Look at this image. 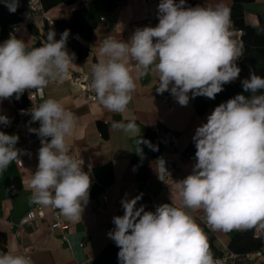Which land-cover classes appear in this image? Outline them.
<instances>
[{"label": "clouds", "instance_id": "clouds-1", "mask_svg": "<svg viewBox=\"0 0 264 264\" xmlns=\"http://www.w3.org/2000/svg\"><path fill=\"white\" fill-rule=\"evenodd\" d=\"M2 2L10 13L19 7V0ZM157 19L155 26L136 28L128 41L108 37L102 42L88 78L103 109L124 113L136 81L149 74L157 76L156 92H169L181 106H187L190 98L215 99L224 85L239 78L237 61L244 45L232 27L229 7L159 0ZM253 27L264 31L259 21ZM69 35L65 29L57 40L51 29L40 47L29 50L10 33L0 43V100L13 96L18 100L31 89L42 93L50 82L63 84L76 58L66 46ZM241 85L248 95L237 94L220 103L195 129V163L191 173L176 182L182 207L173 203L157 205L154 211L143 204L137 207L142 193L121 199L124 214L112 218L115 227L107 233L119 248V264H224L214 258L207 234L185 209L203 210L212 231L264 233V78L250 69ZM28 113L31 122H39L38 128L28 130L41 143L29 185L31 203L51 206L69 221L79 222L89 203L92 180L83 161L70 155L68 138L74 135L76 117L52 98ZM10 123L9 117L0 115V125ZM111 127L158 150L140 136L134 117ZM18 141V135L0 131V171L24 154L16 147ZM158 162L168 173L165 162ZM0 264L33 262L26 255L0 252Z\"/></svg>", "mask_w": 264, "mask_h": 264}, {"label": "crops", "instance_id": "crops-1", "mask_svg": "<svg viewBox=\"0 0 264 264\" xmlns=\"http://www.w3.org/2000/svg\"><path fill=\"white\" fill-rule=\"evenodd\" d=\"M82 1L84 0H75L74 4H60L51 8L47 15L54 22L53 26H48L44 21H37L30 28L21 30L17 38L23 40L28 49L31 46V36L36 35L35 39L44 43V36L51 29L55 30L56 39H59L65 29L71 31L75 26L68 21L73 10L82 8ZM89 1L90 12L93 13L97 25L90 38L79 37L87 53L80 60L75 58L74 64L69 67V76L63 84L50 82L42 90L43 99L40 103L52 98L59 101L66 110L74 113L76 117L74 135L68 138L70 150L83 161L82 167L85 172H89L90 169L91 186H97L101 191L89 197L81 221L71 222L61 216L68 226L65 242L62 241L60 231L51 228L48 218L25 228L24 239L33 247L30 254L33 264H90L109 242L107 233L115 227L112 218L124 214L121 199L126 194L127 198L131 199L142 193V199L138 201L137 207L143 204L146 210L154 211L157 205L163 203H173L176 207H182L183 202L176 182L191 173L196 148L191 153H187L186 150L193 141L197 126L206 122L207 115L212 112L208 107L202 115L197 114L196 106L203 101L201 96L190 98L187 106L178 104L172 110L165 109L153 93L158 87L156 74L146 75L136 81V91L124 113L109 112L103 109L97 100L85 104L79 97V92L86 89L95 95L88 77L92 65L99 60L98 50L102 42L108 37L128 41L136 28L143 27L142 23L147 17L153 16L157 19L159 3V0H124L114 10L105 11L104 0ZM217 3H223L230 8L232 0H187V4L192 7L215 6ZM243 12L247 24H256L258 16L264 12V0H253L252 3L244 4ZM101 18L104 21H101ZM67 49L72 53L70 48ZM134 63L133 61L132 64ZM189 95L191 97V93ZM0 104L7 106L10 111V125H0V131L6 133L13 124L14 109L10 99L0 100ZM133 117L140 129L141 137L148 129L158 124L176 134L173 148L167 153L173 175L169 188H163L159 184L156 158H152L148 162L147 182L139 191L137 173L132 163L139 150L140 145L137 143L139 137L111 127L113 122L127 123ZM38 127L39 123L33 128ZM37 165L38 153H35L24 161L20 169L12 162L7 169L0 171V233L4 234L5 238L4 252L21 254L19 241L10 230L12 224L18 223L32 209H39L45 215L50 213V206L31 203L32 189L29 185ZM14 179L19 181L20 190L15 197H9L6 182ZM91 200L94 201V206ZM185 211L192 215L200 226H204L213 234L215 239L211 251L214 257L219 251L224 253L231 238L239 232L212 231L206 223L203 210ZM248 264H264V254Z\"/></svg>", "mask_w": 264, "mask_h": 264}, {"label": "trees", "instance_id": "trees-1", "mask_svg": "<svg viewBox=\"0 0 264 264\" xmlns=\"http://www.w3.org/2000/svg\"><path fill=\"white\" fill-rule=\"evenodd\" d=\"M26 1L27 0H19V7L17 8L16 12L10 13L2 0H0V43L4 41L8 27L11 24L19 21ZM122 1L124 0H104L103 8L105 11H112ZM252 2L253 0H232V5L230 7L232 25L236 29H240L243 31V58L237 64L241 68L240 76L236 81L225 86L224 90L221 93L217 94L215 99H210L209 103L204 101L199 102L196 106V112L198 115H202L208 107L213 111L214 108L220 103L233 98L237 94L242 93L244 95H248V93L243 92L241 81L249 77L250 69L253 70L258 76L264 78V31L258 33L257 29L253 27V25L247 24L244 20L243 5ZM42 3L44 5L45 11L47 12L51 8L60 4H74L75 0H42ZM258 21L260 27L264 29V12H262V14L258 16ZM68 23L75 24V26L71 28L66 46L76 54V60H80L86 55L87 49L80 43L79 37L84 39L90 38L91 33L96 28L97 23L94 19L93 13L90 12V10L84 9L83 7L72 11V16L69 19ZM32 34L34 35L35 33ZM46 37L47 35L44 36V40H46ZM42 44L43 43H41V41H39L38 39L36 40V47H40ZM10 101L13 105L14 113L16 109L21 108L24 105V98L22 95L18 100L15 98V96H13L12 98H10ZM9 129L6 132L7 134ZM102 132L104 134V131ZM159 133H163L168 136V152L173 148V140L176 134L172 133L161 124H158L152 129H148L143 134L142 137L146 140H149L153 145L157 146L158 150L153 151L147 145L140 144L139 150L132 160L137 173L139 191L144 188V185L147 182L149 160L152 158H157L162 151V144L158 137ZM194 149L195 144L192 141L186 151L187 153H191ZM6 190L9 197H15L20 190L19 181L15 179L8 180L6 182ZM100 191L101 189L99 187L91 186L90 196L92 197L95 194H98ZM201 227L208 236L210 248H213L215 239L213 234L204 226ZM4 242V234L0 233V252L5 251ZM227 250L236 254H244L257 250H264V234L257 238H254L252 237V230L239 231L231 238L227 246ZM118 251L119 248L115 245L114 241L109 239L108 244L101 250V252L90 264H119L117 259ZM221 255L222 253L219 251L216 253L214 258Z\"/></svg>", "mask_w": 264, "mask_h": 264}, {"label": "built area", "instance_id": "built-area-1", "mask_svg": "<svg viewBox=\"0 0 264 264\" xmlns=\"http://www.w3.org/2000/svg\"><path fill=\"white\" fill-rule=\"evenodd\" d=\"M30 0H27L25 3L24 10L22 11L20 15V19L18 22L11 24L6 33V39L9 38L10 33H14L16 37H18L19 33L23 29H28L30 28L35 22L37 21H44L48 26H53L54 22L48 17L47 12L45 11L44 5L42 3V0H32V7H29ZM82 7L84 9L90 10L91 8V3L89 0H84L81 3ZM101 21H104L103 18H101ZM157 24V19L153 16L147 17L143 23L142 26H155ZM233 29L236 32V36L238 39L242 40L243 36V31L240 29H236L232 25ZM243 42V40H242ZM36 39L34 36H31V46L29 47V50L36 47L35 45ZM242 57L237 61V64L242 60ZM232 83V82H231ZM230 84V83H229ZM229 84L224 85L227 86ZM157 88V87H156ZM156 88L154 89L153 93L154 95L161 101L163 107L167 110H172L176 108L178 103L175 101V99L170 95L169 92H164L162 95L158 94L156 92ZM30 92L32 93L29 99V94ZM24 98V105L21 108H18L15 110L14 113V123L10 127L8 134H15L19 136V141L16 145L18 149H21L24 154L20 156L17 160L13 161L14 165L20 169L24 163V161L29 157L27 153H31V155L38 153L39 150V137L35 133L29 132V127H34L38 125L39 122H31V115L28 113V110L31 107H36L40 104V101L43 99V91L36 90V89H31V90H26L22 94ZM79 97L84 101L85 104H91L96 102L95 95L90 94L86 89H82L79 92ZM202 97V100L204 102L209 103L210 99L206 97ZM23 110V111H22ZM158 137L160 139V142L162 144V151L159 154V156L156 158V164L158 168V180L159 184L163 188H169L171 185V182L173 180V175H172V166L167 160V146H168V136L159 133ZM70 155L75 158L78 161H81L78 159L74 152L70 150ZM158 160H163L165 162V167L168 171L164 172L160 167H159V162ZM102 196H104L102 194ZM105 199V197H104ZM92 205L94 206V201L91 200ZM47 218L51 222V228L54 230H59L61 234L62 241H66L67 238V230L68 226L67 224L61 219V215H59V210L55 209L50 206V213L49 215H45L41 210H29L26 215L19 220L18 223L12 224L10 227L11 232L16 236V238L19 241L20 244V252L22 255L30 256L31 251L33 249L32 245L29 244L28 242L25 241L24 239V232L25 228L34 225V224H39L42 221L47 220ZM264 233H256L254 230H252V237L257 238L261 236ZM264 254V250H257L254 252H248L244 254H236L233 252H230L226 249L224 253H222L221 256L216 257L224 260V264H248L257 258H260Z\"/></svg>", "mask_w": 264, "mask_h": 264}, {"label": "rangeland", "instance_id": "rangeland-1", "mask_svg": "<svg viewBox=\"0 0 264 264\" xmlns=\"http://www.w3.org/2000/svg\"><path fill=\"white\" fill-rule=\"evenodd\" d=\"M0 115H6L10 117V111L7 109V106L0 104Z\"/></svg>", "mask_w": 264, "mask_h": 264}]
</instances>
